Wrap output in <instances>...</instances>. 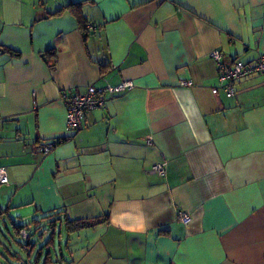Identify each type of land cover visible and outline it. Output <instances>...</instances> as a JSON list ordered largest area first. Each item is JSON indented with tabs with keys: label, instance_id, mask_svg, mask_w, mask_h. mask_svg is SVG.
<instances>
[{
	"label": "crops",
	"instance_id": "0c3cea01",
	"mask_svg": "<svg viewBox=\"0 0 264 264\" xmlns=\"http://www.w3.org/2000/svg\"><path fill=\"white\" fill-rule=\"evenodd\" d=\"M0 48L4 226L54 213L51 264H264V76L214 93L210 56L264 54V0H0ZM123 80L69 130L62 94Z\"/></svg>",
	"mask_w": 264,
	"mask_h": 264
},
{
	"label": "built area",
	"instance_id": "2783aa9c",
	"mask_svg": "<svg viewBox=\"0 0 264 264\" xmlns=\"http://www.w3.org/2000/svg\"><path fill=\"white\" fill-rule=\"evenodd\" d=\"M98 28L96 22L90 20L86 24L87 31L94 32ZM211 58L216 62L218 69V86L213 89L214 93L218 92V88H222L228 97L235 94L236 80L247 77L253 73H259L264 76V54H260L254 62H244L236 59L231 65H227L224 61L221 50H213L210 54ZM192 80H182V86H191ZM135 87L132 80H123L118 84H106L103 87H98L94 84L89 85L84 92L64 93L62 99L67 107V126L73 133L78 132L82 126L88 112L95 108H102L111 98L131 91ZM150 142V141H149ZM54 141H49L42 144L37 151L44 154L50 153L56 146ZM153 171L163 176L166 174V162L154 164ZM9 177L4 167H0V185L8 184ZM178 217L183 222L187 223L191 220V215L186 211H179ZM20 235L29 239L27 229H21Z\"/></svg>",
	"mask_w": 264,
	"mask_h": 264
},
{
	"label": "rangeland",
	"instance_id": "374dc122",
	"mask_svg": "<svg viewBox=\"0 0 264 264\" xmlns=\"http://www.w3.org/2000/svg\"><path fill=\"white\" fill-rule=\"evenodd\" d=\"M15 216H16V213L12 214L11 220H15L16 219ZM30 218L23 219V221L19 220V221H22V223L28 222L27 224H30L29 232H30L31 238L29 242L33 245H36L35 249L30 254V257H28L29 251L24 246L19 244V242H23V243H26V242L23 241L18 236V234L15 232L11 224V220L8 217H5L4 220L5 222L7 221L5 226H4L3 221L0 220V226H1L0 240L5 244L6 248L9 249V251H7L4 248V245L2 246L0 244V264L16 263L17 260L13 259L10 253L21 256L22 261L25 260V261H30L32 263H35V257L37 255L38 250L40 248H43L44 255L40 261V264H43L44 256L47 253V251H51L53 256L55 253L59 255L61 250L64 251V253H66V232H64V230L61 229L60 224L55 231L56 235L54 237L55 238L54 244L53 245L50 244L49 246H47L46 243L52 235V229H50L49 227L48 219H44L42 220L40 225H36L35 223L34 224L32 223L33 220L32 218L31 219ZM61 230L63 233L62 239L59 238V234ZM40 234H43L42 239L39 238ZM8 261H12V263H9Z\"/></svg>",
	"mask_w": 264,
	"mask_h": 264
},
{
	"label": "trees",
	"instance_id": "16d2710c",
	"mask_svg": "<svg viewBox=\"0 0 264 264\" xmlns=\"http://www.w3.org/2000/svg\"><path fill=\"white\" fill-rule=\"evenodd\" d=\"M78 6H79V4L78 3H74V2H71V3H69L67 6H65V7H68V8H71L73 11H75L78 15H80L79 14V8H78ZM62 10V9H61ZM61 10H59V11H57L56 13H60L61 12ZM87 20L86 21H84V23H83V27H84V29L86 30V32H88L87 31V29H86V24H87ZM104 64H106V63H104ZM62 140H65V138H59V139H55L54 140V142H55V144H58L60 141H62ZM54 216H56V215H54V213H52V214H48V215H46V216H44L43 217V219H49V221H48V224H49V227H51V229L53 230V232H52V235H51V237L49 238V240L47 241V243H46V245H50V244H54V233H55V231H54V226H55V223H56V221H57V218H53ZM34 222L37 224L39 221L36 219V220H34ZM94 220L93 221H83V220H67V228L69 229V230H77V229H79L80 227H84V226H88V225H93L94 223ZM96 222V221H95ZM53 227V228H52ZM27 229V231H28V233H29V229L27 228V227H25V226H14V230L16 231V233L17 234H19L20 235V230L21 229ZM20 238L23 240V241H25L26 243H23V242H19V244L20 245H22V246H24L28 251H29V255H28V257H30V254L33 252V250L35 249V247H36V245H33V244H31L29 241H30V233H29V239H25V238H23L21 235H20ZM39 238H43V234H41L40 236H39ZM6 249V248H5ZM7 251H9L8 249H6ZM10 255L12 256V258L13 259H15V260H17L16 261V263H14V264H31L30 263V261H22L21 260V256H19V255H14V254H11L10 253ZM46 256H45V258H44V262H43V264H51V261L53 260V256H52V252L51 251H47V253L45 254ZM43 256V248H40L39 250H38V252H37V255H36V257H35V263L34 264H38L39 263V261H40V259H41V257ZM8 262H10V263H12V261H8Z\"/></svg>",
	"mask_w": 264,
	"mask_h": 264
},
{
	"label": "water",
	"instance_id": "95a60500",
	"mask_svg": "<svg viewBox=\"0 0 264 264\" xmlns=\"http://www.w3.org/2000/svg\"><path fill=\"white\" fill-rule=\"evenodd\" d=\"M0 51H2V48H0Z\"/></svg>",
	"mask_w": 264,
	"mask_h": 264
}]
</instances>
